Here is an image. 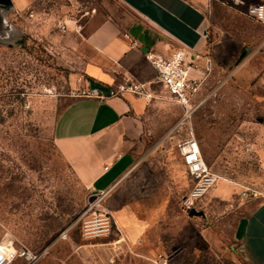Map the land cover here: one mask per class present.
<instances>
[{
	"label": "rangeland",
	"instance_id": "obj_1",
	"mask_svg": "<svg viewBox=\"0 0 264 264\" xmlns=\"http://www.w3.org/2000/svg\"><path fill=\"white\" fill-rule=\"evenodd\" d=\"M215 2L228 10L222 16L236 40L211 52L213 66L198 95L204 101L188 122L219 176L199 204L203 215L194 216L180 205L187 182L176 149L189 129H174L181 109L172 108L177 105L159 83L154 89L163 105L151 110L146 126L153 128L145 148L148 155L156 149L153 161L139 164L101 198L55 146L57 115L87 88L71 35L93 15H110L113 0H31L13 12L14 22H23L10 27V38H0V244L43 252L36 264H252L238 251L233 229L264 200V46L237 34L248 27L242 8ZM58 21H67L66 29ZM98 200L113 216L128 213L139 237H126L116 220L106 233L95 223L88 228Z\"/></svg>",
	"mask_w": 264,
	"mask_h": 264
},
{
	"label": "crops",
	"instance_id": "obj_2",
	"mask_svg": "<svg viewBox=\"0 0 264 264\" xmlns=\"http://www.w3.org/2000/svg\"><path fill=\"white\" fill-rule=\"evenodd\" d=\"M30 1L10 0L12 8L4 16L7 27L23 22L18 19L14 22L13 12L20 13ZM260 1L264 0H247L248 3ZM113 2L116 8L110 15H93L80 34L71 35L77 39L75 44L81 71L86 78V90L98 88L108 94L126 78L152 84L154 88L156 71L145 56L147 52L169 55L179 47L198 50L206 54L197 60L198 65L204 67L206 60L210 59L211 69V52L217 53L221 50L220 44L227 40H236L234 31L227 28V18L222 16L227 15L228 10L215 0ZM245 22L248 29L237 34L244 41L260 44L258 48L261 49L264 46V24L247 16ZM248 69V73H252V68ZM204 74V69L192 70V75ZM259 85L264 90V67ZM156 96L154 93L149 102L143 96L129 92L104 99L69 97L54 121L53 138L58 152L84 185L98 191L108 190L139 164L153 159L154 156L150 155H154L156 149L149 155L145 151L153 128L146 131V126L153 120L151 110L161 103ZM175 104L177 106L172 108L176 109L179 106ZM180 117L181 113L178 119ZM181 164L184 167L182 160ZM105 165L109 166L107 171ZM185 177L187 192L192 180L186 170ZM219 185L215 190L220 188ZM198 209L199 205L192 210L201 211ZM114 218L126 237L132 239L139 235L140 229L128 213L116 211ZM233 238L238 251L252 264H264V200L238 218ZM17 261L20 262L16 260L12 264Z\"/></svg>",
	"mask_w": 264,
	"mask_h": 264
},
{
	"label": "built area",
	"instance_id": "obj_3",
	"mask_svg": "<svg viewBox=\"0 0 264 264\" xmlns=\"http://www.w3.org/2000/svg\"><path fill=\"white\" fill-rule=\"evenodd\" d=\"M222 1L237 8H242L247 17L264 24V1L253 3H248L247 0ZM67 26V21H58L57 27L59 29H66ZM205 55L198 50H190L185 47L176 48L169 55L153 52L145 54L156 71L155 83H159L167 95L181 109L180 120L174 129L182 125L188 126L191 116L204 101V99H198V95L202 89L205 74L209 71L210 59L206 60L204 67L198 65L197 60ZM197 69H204L205 74L203 76L192 75V70ZM154 90L152 84H145L126 78L115 89L109 90L108 94L102 93L98 88H93L83 90L79 96H92L104 99L107 96H122L124 93L129 92L137 96H143L149 102L154 97ZM188 129L186 136L181 137L176 142V149L181 157L186 173L192 180L191 188L180 199L181 208L185 212L198 207L200 201L217 184L219 177L205 162L201 145L194 135L192 128L188 126ZM261 166L264 170V157L261 160ZM108 168V165L104 166L105 171ZM91 193L98 196V198L106 194L103 190L98 191L92 188ZM97 203L100 206L99 200ZM97 210L99 213L97 214L94 211V216L87 227L95 226V223L101 228V231L98 233H106L111 228V225H116L115 218L111 211L105 207L97 208ZM42 255L43 252L32 251L26 247L8 250L0 247V264H12L16 260H20L21 264H36ZM162 259L161 255L157 258L160 262Z\"/></svg>",
	"mask_w": 264,
	"mask_h": 264
},
{
	"label": "water",
	"instance_id": "obj_4",
	"mask_svg": "<svg viewBox=\"0 0 264 264\" xmlns=\"http://www.w3.org/2000/svg\"><path fill=\"white\" fill-rule=\"evenodd\" d=\"M12 8V4L10 0H0V38L2 39H8L11 36V30L10 27H7L4 22V16L7 11H9ZM13 30V29H12ZM195 210H190L188 212L189 215H194ZM203 215V212H202Z\"/></svg>",
	"mask_w": 264,
	"mask_h": 264
},
{
	"label": "bare ground",
	"instance_id": "obj_5",
	"mask_svg": "<svg viewBox=\"0 0 264 264\" xmlns=\"http://www.w3.org/2000/svg\"><path fill=\"white\" fill-rule=\"evenodd\" d=\"M218 180H219V177H218ZM9 244H10V243H9L8 241H6V242L3 241V243L0 244V247L3 248V249H5V250L11 249V248L9 247ZM10 246H11V245H10Z\"/></svg>",
	"mask_w": 264,
	"mask_h": 264
}]
</instances>
